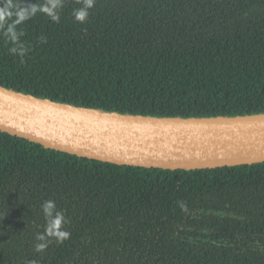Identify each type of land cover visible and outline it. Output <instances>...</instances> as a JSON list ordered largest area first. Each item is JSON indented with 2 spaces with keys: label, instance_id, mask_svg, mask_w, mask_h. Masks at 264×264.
Returning a JSON list of instances; mask_svg holds the SVG:
<instances>
[{
  "label": "trees",
  "instance_id": "obj_1",
  "mask_svg": "<svg viewBox=\"0 0 264 264\" xmlns=\"http://www.w3.org/2000/svg\"><path fill=\"white\" fill-rule=\"evenodd\" d=\"M86 2L0 0V87L122 115L264 114V0H95L81 22ZM46 200L71 236L37 252ZM0 264H264V162L116 165L0 130Z\"/></svg>",
  "mask_w": 264,
  "mask_h": 264
},
{
  "label": "water",
  "instance_id": "obj_2",
  "mask_svg": "<svg viewBox=\"0 0 264 264\" xmlns=\"http://www.w3.org/2000/svg\"><path fill=\"white\" fill-rule=\"evenodd\" d=\"M0 130L78 157L160 169L264 162V114L152 118L74 107L0 87Z\"/></svg>",
  "mask_w": 264,
  "mask_h": 264
},
{
  "label": "clouds",
  "instance_id": "obj_3",
  "mask_svg": "<svg viewBox=\"0 0 264 264\" xmlns=\"http://www.w3.org/2000/svg\"><path fill=\"white\" fill-rule=\"evenodd\" d=\"M95 0H87L86 5L82 9H77L74 13L76 19L78 21H85L89 15L88 9H91L94 6ZM55 19L58 21L59 17L56 16ZM8 32L11 35L13 41L18 39V35L15 32V29L10 27ZM10 51L15 52L16 49H10ZM43 213L47 220V227L45 228L44 233L37 234L36 240L39 241L35 245V250L37 252H43L49 245L50 237H54L57 243H63V241L67 240L71 233L67 230H64L63 226L68 223V220L62 210H58L54 212L56 207L54 200H46L43 205ZM180 207L182 210L187 211V206L181 202Z\"/></svg>",
  "mask_w": 264,
  "mask_h": 264
}]
</instances>
